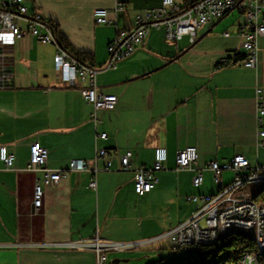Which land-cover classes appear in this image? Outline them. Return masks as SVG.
I'll list each match as a JSON object with an SVG mask.
<instances>
[{
  "label": "crops",
  "instance_id": "1",
  "mask_svg": "<svg viewBox=\"0 0 264 264\" xmlns=\"http://www.w3.org/2000/svg\"><path fill=\"white\" fill-rule=\"evenodd\" d=\"M194 1L174 3L185 8ZM24 3L30 14L49 20L60 44L59 38L97 67L98 91L116 95L118 103L97 111L95 119L94 106L83 94L88 80L63 82L53 43L27 34L12 46H0V146L16 156L12 168L0 159V264H96L95 250L78 246L80 241L97 236L149 241L111 260L126 264L129 256L141 258L150 245L166 241L156 238L200 208L191 197L215 194L236 179V172L225 170L217 182L210 162L223 164L242 154L252 165L264 164V148L257 145L264 38L258 41L257 66H244L243 17L202 26L194 44L189 36L168 40L165 25L152 27L130 56L108 68V47L118 31L135 27L138 15L161 7L162 0L128 1L122 12L114 11L116 0ZM97 8L109 9L116 22L97 23ZM102 132L106 139L99 137ZM34 142L48 148L49 168L67 172L60 182L46 184L44 171L27 170ZM188 146L197 147L198 162L193 169L178 170L176 156ZM158 147L167 149L168 160L157 173L155 189L139 195L134 172L120 170V157L131 151L134 168L152 167ZM99 149L108 154L98 160L96 172L69 170L72 160L93 162ZM108 160L112 170L104 169ZM196 169L203 174L199 187L194 185ZM93 176L96 189L87 185ZM37 179L44 191L39 210L33 205Z\"/></svg>",
  "mask_w": 264,
  "mask_h": 264
},
{
  "label": "built area",
  "instance_id": "2",
  "mask_svg": "<svg viewBox=\"0 0 264 264\" xmlns=\"http://www.w3.org/2000/svg\"><path fill=\"white\" fill-rule=\"evenodd\" d=\"M25 0H0V46H12L15 42L31 34L43 43H53L57 46L54 58L55 66L62 76L63 82L75 85L79 80H88L89 86L83 88L86 101L94 106V116L99 110H112L118 103V97L114 94H104L98 91L96 75L98 69L90 62L82 61L57 40L53 27L49 20L42 14H30ZM132 0H116L115 12L126 9V2ZM230 16L243 17L240 24L239 35L243 39V48L246 56L241 60L242 64L254 68L258 63V41L264 38V0H195L191 5L181 8L174 0H162V6L146 9L140 13L136 20V26L118 31L115 38L109 44V59L107 67H115L117 63L130 56L141 45L152 27L166 26V37L170 41H178L183 36H189L190 42L198 39V29L202 26L222 21ZM97 23L114 24L116 19L111 17L107 8L94 10ZM229 36V32L224 33ZM3 55V54H1ZM0 55V66L3 64V56ZM224 58L223 62L228 63ZM264 87L257 89L258 102V138L257 145L264 148ZM99 137L106 139L107 133L102 132ZM31 157L27 170L31 172H45V183L60 182L67 176L66 171L53 170L47 166L49 150L39 142L31 144ZM107 149H99L95 160H72L69 170L72 171H97V162L107 156ZM133 153L127 151L120 157V170L134 172V189L137 194L145 195L153 191L159 181L157 173L164 169L168 160V152L164 147L156 149L155 162L152 167L134 168L132 164ZM199 152L197 147L188 146L180 150L176 156L177 169H193L198 162ZM0 159L7 168H12L16 156L8 151L7 146H0ZM209 168L215 174L218 182L220 175L225 170L236 172V179L229 185L222 187L215 194L196 195L190 198L194 202H201L200 208L188 219L173 227L171 230L157 237L156 240H168L178 249H198L201 245L216 244L219 241L237 233L251 235L256 241L258 252H247L239 261L246 264H260V255L264 253V201L249 199L243 190L249 184H258L264 180V164L252 165L250 160L242 154L235 155L229 162L220 164L214 160ZM105 170L113 169V162L108 160ZM194 185L199 187L203 183V174L196 169ZM91 188H97L95 176L87 181ZM44 191L40 180L37 179L34 188L33 205L39 210L43 204ZM219 205H226V216L222 217L220 226H212V216ZM229 211H240L245 214L244 223H236L229 218ZM149 241L142 242H115L103 240L97 236L92 241L83 240L77 245L90 247L95 250L96 264H112L109 252L124 251L130 248L141 247ZM154 264H168L158 262ZM229 264H236L230 262Z\"/></svg>",
  "mask_w": 264,
  "mask_h": 264
},
{
  "label": "trees",
  "instance_id": "3",
  "mask_svg": "<svg viewBox=\"0 0 264 264\" xmlns=\"http://www.w3.org/2000/svg\"><path fill=\"white\" fill-rule=\"evenodd\" d=\"M59 40L66 50L79 58L69 50L61 38H59ZM254 198L264 201V187L255 194ZM191 250H198L201 254L200 258L189 260L181 264H222L224 262H238L247 252L259 253L256 241L251 235L245 233L233 234L216 244L201 245L198 249ZM260 264H264V253L260 255Z\"/></svg>",
  "mask_w": 264,
  "mask_h": 264
},
{
  "label": "rangeland",
  "instance_id": "4",
  "mask_svg": "<svg viewBox=\"0 0 264 264\" xmlns=\"http://www.w3.org/2000/svg\"><path fill=\"white\" fill-rule=\"evenodd\" d=\"M264 187V181L260 183L259 187L257 185L249 184L243 190L246 194H255ZM130 251L124 250L127 254L134 253L139 251L137 249H127ZM124 251H113L110 252L109 257L112 260L114 257H125ZM125 253V254H126ZM149 255V256H147ZM143 256V255H142ZM201 256L198 250H191V249H176L168 240L159 243V245H150V249L148 250L147 254L143 257L138 256H129L130 261L126 264H144L145 262H150V264L164 262L168 264H181L187 262L189 260L199 259ZM113 264V263H112ZM124 264V263H121Z\"/></svg>",
  "mask_w": 264,
  "mask_h": 264
},
{
  "label": "bare ground",
  "instance_id": "5",
  "mask_svg": "<svg viewBox=\"0 0 264 264\" xmlns=\"http://www.w3.org/2000/svg\"><path fill=\"white\" fill-rule=\"evenodd\" d=\"M255 185H257L259 187L260 183L255 184ZM248 198L249 199H255L254 195H252V194H248ZM223 216H226V205H219L218 208L215 209V211L213 213L212 226H220ZM229 218L234 219V221H236V223H244L245 214H242L240 211H229ZM222 264H229V263L224 262ZM236 264H246V263H244V261H238V262H236Z\"/></svg>",
  "mask_w": 264,
  "mask_h": 264
},
{
  "label": "water",
  "instance_id": "6",
  "mask_svg": "<svg viewBox=\"0 0 264 264\" xmlns=\"http://www.w3.org/2000/svg\"><path fill=\"white\" fill-rule=\"evenodd\" d=\"M114 263L116 264V263H119L118 261H114Z\"/></svg>",
  "mask_w": 264,
  "mask_h": 264
}]
</instances>
